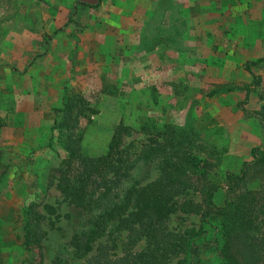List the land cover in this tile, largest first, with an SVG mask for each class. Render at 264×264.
<instances>
[{
	"label": "rangeland",
	"instance_id": "obj_1",
	"mask_svg": "<svg viewBox=\"0 0 264 264\" xmlns=\"http://www.w3.org/2000/svg\"><path fill=\"white\" fill-rule=\"evenodd\" d=\"M46 4L0 0V264H87L100 245H107L115 258L129 247L128 229L110 217L92 252L85 255L72 247L75 235L88 232L109 202L99 201L100 190L92 195L95 201L77 207L64 192L60 169L68 156V131L79 137L73 143L79 154L99 157L122 128L119 150L125 149V160L132 165L115 193L149 185L159 178L164 162L193 155L200 167L209 162V175L221 179L214 198L217 208L239 195L228 189L225 175H241L254 161L253 150L264 148V61L247 73L237 62L241 56H234L237 39L233 52L222 54L229 42L221 36L245 37V24L237 22L241 18L218 22L217 56H203L201 67H185L183 60L184 67L169 68L161 67V46L176 51L177 40H162L160 24L144 30L154 39L137 43L139 52L154 47L153 65H147L145 55L133 56L129 41L94 36L104 32L103 25L45 23L43 15L53 14ZM155 19L161 21L160 11ZM59 31H69L67 45L62 33L52 35ZM238 52L244 53L245 45L239 44ZM164 60L168 62L167 56ZM68 97L81 99L83 105L74 110L77 123L62 126L60 110ZM57 121L61 134L54 129ZM191 176L197 185L199 176ZM237 190L245 191V183ZM174 202L167 225L195 244L185 246L170 264H223L216 246L219 217L205 223L201 194L186 190ZM24 212L41 216L33 252L24 245ZM145 246L139 240L131 249L139 252Z\"/></svg>",
	"mask_w": 264,
	"mask_h": 264
},
{
	"label": "trees",
	"instance_id": "obj_2",
	"mask_svg": "<svg viewBox=\"0 0 264 264\" xmlns=\"http://www.w3.org/2000/svg\"><path fill=\"white\" fill-rule=\"evenodd\" d=\"M82 105L79 98H65L60 110L64 118L62 126L77 123L74 110ZM262 108L264 115V104ZM56 128L61 134L58 121L54 125ZM76 134L74 130L64 135L68 154L60 169L64 192L77 207L95 201L92 195L100 190L103 193L99 201L107 198L106 202L109 203L91 222L88 232L75 235L72 247L85 255L92 252L95 242L107 228V217L118 221L119 226L128 229L131 235L129 247H123L121 257H112L111 249L107 245H100L87 264H170L185 246L192 244L194 247L195 241L175 234L167 225L171 213L176 209L175 196L186 190L201 194L207 210L203 214L206 224L219 217L216 246L223 264H264V148L253 150L254 161L246 165L241 175H225L228 189L239 195L217 208L214 198L221 189V179L209 175V162H203L200 167L201 161L193 155L185 156L177 163L166 161L161 165L160 176L155 182L145 186L140 183L126 192L115 193L121 188L122 178L132 165L125 160V149L119 150L122 128L119 127L115 133L108 152L99 157L79 154L78 147L73 144L79 140ZM192 173L199 176L197 185L193 182ZM253 182L256 185L251 186ZM244 183L245 191L238 192L237 189ZM212 209H216V213ZM23 217L24 245L29 252H33L36 250L34 246L39 244L41 216L24 212ZM139 240H143L146 246L142 251L135 252L131 245Z\"/></svg>",
	"mask_w": 264,
	"mask_h": 264
},
{
	"label": "crops",
	"instance_id": "obj_3",
	"mask_svg": "<svg viewBox=\"0 0 264 264\" xmlns=\"http://www.w3.org/2000/svg\"><path fill=\"white\" fill-rule=\"evenodd\" d=\"M44 2L47 3V8L53 9V16L43 15L45 23L62 25V27L67 23H96L100 29L103 25L104 32L95 33L94 36L129 41V49L133 56L145 55L146 60L149 59L147 65H153L154 47H151L150 51L139 52L137 43L142 38L154 39L152 36H147L144 30L149 24H160L162 40H177L176 51L170 47L171 45L161 46L162 56L168 58V62L163 58L161 67L169 68L184 67L183 60L185 67H201L203 56H217L219 52L218 22L231 24L234 21L228 20L230 16L233 18L237 16L241 18L237 22L245 24V37L234 38L231 35V37L223 38L221 36V39L229 42V46L222 51V54L228 49L233 52V41L237 39L240 45H245V52H238V44L234 47L236 49L234 56H241L237 62L247 69H245L247 73L251 72L250 67H260L264 60V0H44ZM127 9L129 11H126ZM158 11H160L161 21L155 19ZM141 13L143 14L140 15ZM43 18L38 20V23L42 22ZM176 27L177 32H174ZM55 30L58 31V29ZM61 33L67 45L69 31L66 34L59 31L52 35L60 36ZM89 36L90 34L86 35L87 38ZM205 40H208V44ZM59 51H62L61 47ZM119 53L123 54L121 51ZM171 57L174 58L172 63L169 62ZM155 64L159 65L157 62ZM246 72L245 78L249 80ZM248 84L249 81L245 87Z\"/></svg>",
	"mask_w": 264,
	"mask_h": 264
}]
</instances>
